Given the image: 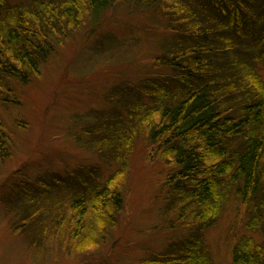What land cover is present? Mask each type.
Wrapping results in <instances>:
<instances>
[{
	"label": "trees",
	"instance_id": "16d2710c",
	"mask_svg": "<svg viewBox=\"0 0 264 264\" xmlns=\"http://www.w3.org/2000/svg\"><path fill=\"white\" fill-rule=\"evenodd\" d=\"M116 2L151 7L166 28L183 33L165 44L138 85L116 87L113 108L82 126L91 147L117 164L107 179L97 166L66 176L50 172L13 182L4 193L13 232L41 256H76L106 242L124 208V185L139 141L167 172L157 197L163 224L186 233L143 264H217L205 234L240 204L246 228L233 264H264V0H0V108L21 105L15 85L29 84L58 48ZM248 48L250 54L239 50ZM16 124L25 129L24 120ZM12 132L0 116V170L12 154ZM146 149V151H147Z\"/></svg>",
	"mask_w": 264,
	"mask_h": 264
},
{
	"label": "rangeland",
	"instance_id": "374dc122",
	"mask_svg": "<svg viewBox=\"0 0 264 264\" xmlns=\"http://www.w3.org/2000/svg\"><path fill=\"white\" fill-rule=\"evenodd\" d=\"M182 36L167 29L165 18L151 7L116 2L75 31L40 76L15 85L22 104L0 108L13 137L12 154L0 170V264H143L152 252L163 251L186 233L185 228L163 224L165 202L157 194L167 168L148 158L144 141L133 153L118 223L105 243L87 252L65 257L51 251L43 259L26 237L13 232L1 202L12 183L24 178L50 172L66 176L79 165L99 167L104 179L112 175L117 164L103 161L87 145L90 137L82 126L96 121L95 112L113 108L108 96L117 86L138 85L148 74L168 72L155 67V60L165 44H175ZM239 53L250 51L242 47ZM255 66L264 79V62ZM16 118L24 120L25 129L17 126ZM246 218L242 205L232 204L206 232L217 264H233L232 245L238 236L262 242L259 232L246 228Z\"/></svg>",
	"mask_w": 264,
	"mask_h": 264
}]
</instances>
